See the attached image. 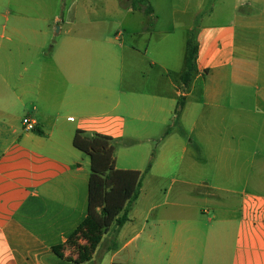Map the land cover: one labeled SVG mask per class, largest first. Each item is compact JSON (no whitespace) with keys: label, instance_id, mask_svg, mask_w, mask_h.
<instances>
[{"label":"crops","instance_id":"crops-1","mask_svg":"<svg viewBox=\"0 0 264 264\" xmlns=\"http://www.w3.org/2000/svg\"><path fill=\"white\" fill-rule=\"evenodd\" d=\"M94 1L0 0V264H66L53 248L69 257L88 214L78 131L112 138L116 168L148 182L88 264H264V0L173 6L159 30L147 16L131 29L137 12L119 0ZM217 5L231 17L209 23Z\"/></svg>","mask_w":264,"mask_h":264},{"label":"trees","instance_id":"trees-1","mask_svg":"<svg viewBox=\"0 0 264 264\" xmlns=\"http://www.w3.org/2000/svg\"><path fill=\"white\" fill-rule=\"evenodd\" d=\"M121 7L141 12L154 23V9L149 0H121ZM198 47L194 39L187 43L186 70L180 80L188 86L196 71ZM179 99V105L182 104ZM170 129L167 130L169 134ZM74 147L87 155L91 162L89 181L88 214L86 219L70 236L67 246L74 248L79 238L85 244L78 245L77 259L65 257L64 246L53 248L57 258L66 264H88L103 238L109 232L116 238L120 229L128 222L133 205L139 199L147 171L118 170L115 166L113 139L103 135L89 136L78 131L73 140ZM116 247V241L113 242Z\"/></svg>","mask_w":264,"mask_h":264},{"label":"rangeland","instance_id":"rangeland-1","mask_svg":"<svg viewBox=\"0 0 264 264\" xmlns=\"http://www.w3.org/2000/svg\"><path fill=\"white\" fill-rule=\"evenodd\" d=\"M73 1L74 0H67V2H69L70 5H71V3ZM107 1H112V2L114 1V3L117 2V0H107ZM119 1H121V0H119ZM149 1H150V3H152L155 6V8L157 10L156 13H157V16H159L160 21H157V19H156L155 22L152 25L150 24V21H149L148 22V26L150 28H153L155 25H158V30H159V29H163V28L166 27L167 17H170L172 15V8H173V6H175L176 9L178 11H180V5L186 4V3H188L189 5H191V4L193 5L196 0H149ZM89 2L94 3L95 1L94 0H79V3H81L82 5H84V3H87L88 4ZM230 2L231 1H229V3ZM91 3L88 4V5H91ZM213 4H214V1H206L205 2V7L203 9L202 15L200 17H198V18L195 19V23L193 25L195 27V30L192 33V36L193 37H194V35L196 33L195 31H197L198 27L201 26V25H203V24L205 25V23H202V19L205 18V21L208 22L206 18L212 12V10H213V6L212 5ZM94 7H95L94 8L95 10H97L99 12H103L99 8L96 9V7H97L96 5H94ZM215 11L217 13V19L215 21H211L209 23H212V24L220 23L221 24V23L227 21L231 17V12H232L231 11V7L230 8H227L225 6L223 8H219L218 9V5H217ZM102 14H101L102 15L101 17L102 18H106V15H107L106 12L105 13H102ZM95 15H100V14H96L95 13ZM144 16L145 15L142 14L141 12L129 14L128 17H127V19L131 18L132 21L131 20H128L129 22H127V24H129V27L131 29H135V28H137L139 26V23H135L134 22V21H136L135 19H138V20L141 19L143 21H146V18ZM176 16H177L176 17L177 19H181L183 23H187V24H191V20L194 19L193 18V15H190V14H189V16H183V15L177 13ZM56 30H57V28H56ZM58 38H59V36L56 37V39H58ZM257 130H259V128H257ZM257 138H258V135L257 134L247 135V144L248 145H251V146H254L255 145V141H256ZM143 184L146 187L148 186V182L147 181H144ZM153 186L151 185V187H153ZM166 186L170 190H174L176 188H179V186L177 184H167ZM156 201H158V200L156 199ZM141 203L142 202L140 200L139 206H141ZM83 244H85V241L82 238H79L78 241H77V243H76V245L78 246V245H83ZM77 246L74 247V248L69 247L68 251H69V257L70 258H72L73 255H75V256L77 255V250H76ZM112 247H114V245H112ZM92 264H104V261H103V259H100V257L98 256L94 260V262Z\"/></svg>","mask_w":264,"mask_h":264},{"label":"built area","instance_id":"built-area-1","mask_svg":"<svg viewBox=\"0 0 264 264\" xmlns=\"http://www.w3.org/2000/svg\"><path fill=\"white\" fill-rule=\"evenodd\" d=\"M23 125L25 127V130H27V131H31L32 132V131H34L36 129V124L31 119L25 118L23 120Z\"/></svg>","mask_w":264,"mask_h":264}]
</instances>
